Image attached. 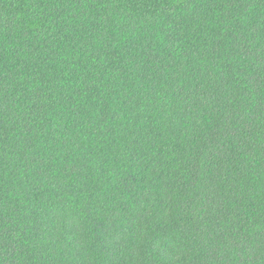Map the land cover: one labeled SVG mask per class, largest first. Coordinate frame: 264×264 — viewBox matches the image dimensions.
<instances>
[{"label":"trees","instance_id":"1","mask_svg":"<svg viewBox=\"0 0 264 264\" xmlns=\"http://www.w3.org/2000/svg\"><path fill=\"white\" fill-rule=\"evenodd\" d=\"M0 264H264V0H0Z\"/></svg>","mask_w":264,"mask_h":264}]
</instances>
